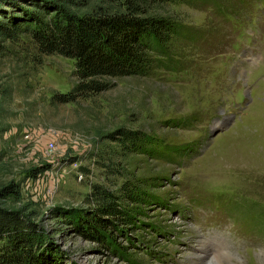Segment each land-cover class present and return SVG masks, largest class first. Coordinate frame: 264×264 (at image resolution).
Here are the masks:
<instances>
[{"label":"rangeland","instance_id":"1","mask_svg":"<svg viewBox=\"0 0 264 264\" xmlns=\"http://www.w3.org/2000/svg\"><path fill=\"white\" fill-rule=\"evenodd\" d=\"M215 1L219 9L209 10L205 0L167 3L164 11L193 32L173 35L166 53L151 51L162 61L154 60L145 73L109 76L107 88L83 94L75 91V59L39 54L22 23L23 9L37 11L35 3L0 0V23L19 22L14 36L0 34V189L9 186L0 193V209L20 214L13 245L26 239L32 224L43 238L33 242L36 256L31 247L22 255L39 264H175L171 253L184 261V255L201 256L190 246L204 254V232L221 222L229 225L219 228L230 232V248L221 237L218 248L211 246L210 264H232L223 254L234 253L241 264H264V105L258 107L264 90L236 80L249 72L233 52L228 15L260 28L264 16L252 17L251 0ZM261 39L258 33L254 41ZM256 55L245 51L243 60ZM171 58L176 69L165 64ZM240 90L258 103L236 117L225 98L232 105ZM74 91L73 99L60 100ZM125 127L147 135L133 140L127 153L109 137ZM97 152L114 153L125 175L102 166ZM127 179L144 198L126 203L133 207L132 222H113L106 233L96 228L87 236L82 224L66 219L71 209L88 221L97 207L90 193L95 183L118 190ZM206 198L212 202L194 207ZM0 237V248L9 250L7 235Z\"/></svg>","mask_w":264,"mask_h":264},{"label":"trees","instance_id":"2","mask_svg":"<svg viewBox=\"0 0 264 264\" xmlns=\"http://www.w3.org/2000/svg\"><path fill=\"white\" fill-rule=\"evenodd\" d=\"M31 1L35 3L38 12L24 8L22 23H25L33 42L36 43L38 53H60L74 58L75 72L79 79L75 91L83 94L96 93L107 88L109 76L145 73L154 60L162 61L159 58L155 59L151 51L166 53L164 45L170 43L173 35H182L185 31L193 32L188 26L176 21L172 14L164 11L165 5L172 0ZM13 20L0 23V34L6 37L15 35L19 22ZM165 64L168 68H176L172 58ZM75 91L61 94L60 100L73 99ZM109 137L118 141L125 153L134 150L131 144L133 140H147L144 132L126 127L118 128L117 132L111 133ZM134 147L139 150L142 148L141 145ZM95 154L100 156L97 161L102 166H109L115 175H125L124 168H120L119 163L112 161L115 159L114 153L107 156L98 152ZM81 168L86 169V166ZM7 187L9 186L0 189V193H6L4 190ZM138 188V184H133L130 179L125 180L118 190L102 183H95L93 191L90 192L91 198L93 195L97 203L92 215L90 214V217H93H88V221L84 222L86 221L84 218H77L76 212L68 209L66 219L72 218L73 221L82 224V234L87 236L94 235L96 228L98 232L106 233L107 227L113 222L128 224L133 221L134 212L133 207L129 209L126 203L130 201L139 203L144 199L141 193L143 191ZM97 215H105L109 222ZM19 222L22 223V220L16 210L0 209V234L4 232V235H7L11 246L9 250L0 248V264H39L33 255H22V250L29 247L33 250L34 247L38 248V243L33 242L43 240L39 235L42 233L32 224L24 233L26 239L21 238L13 245L12 242L18 237L21 229ZM102 237L103 241L108 243L109 240L106 241L105 238L109 236ZM36 252L34 250L35 256ZM50 264L55 262L51 261Z\"/></svg>","mask_w":264,"mask_h":264},{"label":"bare ground","instance_id":"3","mask_svg":"<svg viewBox=\"0 0 264 264\" xmlns=\"http://www.w3.org/2000/svg\"><path fill=\"white\" fill-rule=\"evenodd\" d=\"M220 246V245H219ZM199 253H201L202 254V251H198V252H196V254H199ZM232 254V253H231ZM223 255H225L226 257H228V258H230L228 261H231L232 262V264H241V258L239 257V256H237L235 253L233 254V256H235L237 259H232V258H234L232 255L231 256H229V254H223ZM223 257V256H222ZM219 258V257H218ZM224 259V258H223ZM211 261H212V259H211ZM210 261V262H211ZM227 261V260H226ZM259 261H260V263H263L264 262V256L263 257H261V258H259ZM220 264V263H219Z\"/></svg>","mask_w":264,"mask_h":264}]
</instances>
